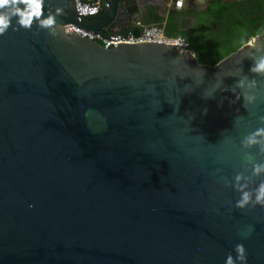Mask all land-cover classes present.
<instances>
[{
	"label": "water",
	"instance_id": "1",
	"mask_svg": "<svg viewBox=\"0 0 264 264\" xmlns=\"http://www.w3.org/2000/svg\"><path fill=\"white\" fill-rule=\"evenodd\" d=\"M104 1L78 21L74 0H37L28 26L24 0L0 6V264H225L238 243L264 264V204L236 205L264 181V136L245 142L264 129V32L214 66L66 32H125L146 6Z\"/></svg>",
	"mask_w": 264,
	"mask_h": 264
},
{
	"label": "trees",
	"instance_id": "2",
	"mask_svg": "<svg viewBox=\"0 0 264 264\" xmlns=\"http://www.w3.org/2000/svg\"><path fill=\"white\" fill-rule=\"evenodd\" d=\"M149 12L142 23L163 25L166 36L185 40L198 63L208 66L264 32V0L212 1L202 11L172 10L167 17ZM133 34L139 30L134 29Z\"/></svg>",
	"mask_w": 264,
	"mask_h": 264
},
{
	"label": "built area",
	"instance_id": "3",
	"mask_svg": "<svg viewBox=\"0 0 264 264\" xmlns=\"http://www.w3.org/2000/svg\"><path fill=\"white\" fill-rule=\"evenodd\" d=\"M184 0H175L174 8L180 9L183 6ZM77 20H87L90 17L98 16L103 11L105 6L104 0H74ZM95 9V11H94ZM138 29L139 34H133V30ZM66 32L70 34L80 35L87 38L97 39L101 46L105 49L107 45L112 43L115 47L121 43H130L137 40H144L148 43H159L166 45H176L182 48H188V43L180 37H168L164 32L163 25L153 24L146 25L139 19L133 22L132 28L125 32H115L107 34L105 37L89 30L82 29L74 24H67L65 26Z\"/></svg>",
	"mask_w": 264,
	"mask_h": 264
},
{
	"label": "clouds",
	"instance_id": "4",
	"mask_svg": "<svg viewBox=\"0 0 264 264\" xmlns=\"http://www.w3.org/2000/svg\"><path fill=\"white\" fill-rule=\"evenodd\" d=\"M8 3L9 0H0V6ZM24 3L27 5V8L31 9V11H28L26 9L25 11L21 12L19 9H17V11L20 13L18 23L24 26H28L31 23L32 16L40 9V4L37 2V0H24ZM9 23V16L7 14H0V32H3L8 27ZM43 23L51 24L52 20L47 19L44 20ZM250 70L257 73H264V55L254 58V62L251 65ZM245 79L246 78H242L238 83L243 85ZM244 99L247 102H252L255 101L256 95L255 93L249 94L246 92L244 94ZM257 135L264 136V129H257L256 133L251 134L245 138V142L255 143ZM261 172H264V164H256L253 167V174L259 175ZM237 179H239V177H237ZM240 187L246 188V185H241ZM254 192L255 196L253 198L252 192L247 190L241 191V197L239 200H237L236 205L243 208L244 206L248 205L250 201L252 203L264 204V181L260 182L257 185V187L254 189ZM235 247L237 255L234 258L232 254L229 253L226 257L225 264H237V261L241 262V264H247V255L244 245L242 243H238Z\"/></svg>",
	"mask_w": 264,
	"mask_h": 264
},
{
	"label": "crops",
	"instance_id": "5",
	"mask_svg": "<svg viewBox=\"0 0 264 264\" xmlns=\"http://www.w3.org/2000/svg\"><path fill=\"white\" fill-rule=\"evenodd\" d=\"M153 3H146V6L143 8L142 13L140 14V21H143L147 16L149 11L154 12L158 16L167 17L169 12L172 10L176 11H187L189 9H196L198 11L204 10L208 3L212 1H219L221 3H233L240 0H184L183 6L180 9L174 8L175 0H151ZM149 10V11H148Z\"/></svg>",
	"mask_w": 264,
	"mask_h": 264
},
{
	"label": "flooded vegetation",
	"instance_id": "6",
	"mask_svg": "<svg viewBox=\"0 0 264 264\" xmlns=\"http://www.w3.org/2000/svg\"><path fill=\"white\" fill-rule=\"evenodd\" d=\"M145 1V3H149V4H151V3H153L151 0H144ZM101 13H102V11H101ZM100 15V14H99ZM98 15V16H99Z\"/></svg>",
	"mask_w": 264,
	"mask_h": 264
}]
</instances>
